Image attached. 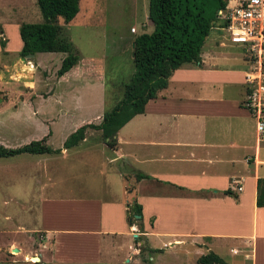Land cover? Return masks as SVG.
<instances>
[{
  "label": "crops",
  "instance_id": "crops-1",
  "mask_svg": "<svg viewBox=\"0 0 264 264\" xmlns=\"http://www.w3.org/2000/svg\"><path fill=\"white\" fill-rule=\"evenodd\" d=\"M143 7L148 33V0ZM30 13L18 0H0L2 39L7 23ZM224 35L215 24L202 44L200 66L173 71L143 113L117 131L114 149L78 147L87 130L75 148L6 169L0 264H165L163 247L174 252L172 264H197L209 253L222 264H264V207L255 206L264 140L242 106L249 63ZM63 57L48 60L60 65ZM80 63L77 58L57 83L75 103L97 92L101 115L105 84L90 80ZM135 173L146 178L135 181ZM134 202L143 233L129 219ZM143 244L151 252L140 256Z\"/></svg>",
  "mask_w": 264,
  "mask_h": 264
},
{
  "label": "rangeland",
  "instance_id": "rangeland-1",
  "mask_svg": "<svg viewBox=\"0 0 264 264\" xmlns=\"http://www.w3.org/2000/svg\"><path fill=\"white\" fill-rule=\"evenodd\" d=\"M18 1L31 13L4 26L3 40L6 46L4 50L0 49V146L14 149L44 137L47 140L50 136L46 145L56 149L80 124L100 123L103 113H97L98 94L95 91L83 96L81 101L76 102L77 106L74 98L71 101L64 94L66 90L57 83L59 78L56 77V71L59 65L54 58L48 60L50 56L60 54H37L29 61H22L14 26L41 23L42 18L34 0H31V11L27 0ZM225 1L226 5L232 2ZM145 2L147 4V0ZM132 4L131 0H81L80 14L76 22L72 20L68 24H61L62 20L58 21L76 51L78 62L86 67L88 78L94 82L101 80L106 84L103 110H109L116 103L121 96L118 83L127 81L132 74V40L140 34H149L152 31L149 22L148 33H145L147 26L143 0H134ZM34 10L37 14H32ZM132 28L135 33L130 32ZM225 39L235 45L226 37ZM95 113L97 114L93 116ZM88 131V136L78 147L88 148L91 143H103L98 133ZM61 147L62 144L57 148L56 154H59ZM93 157L97 160L99 154L94 152ZM34 159L37 156L0 158V216L6 209L1 202L9 191L7 179L2 175H5L6 169L19 168ZM135 233L138 234L137 230ZM21 240L24 241V238ZM162 250L166 254L162 261L172 264L174 261L168 255L174 252L165 247ZM141 264L154 263L142 261Z\"/></svg>",
  "mask_w": 264,
  "mask_h": 264
},
{
  "label": "trees",
  "instance_id": "trees-1",
  "mask_svg": "<svg viewBox=\"0 0 264 264\" xmlns=\"http://www.w3.org/2000/svg\"><path fill=\"white\" fill-rule=\"evenodd\" d=\"M42 18L41 23H22L17 28L21 43L19 54L24 57L36 54H63L56 77L60 78L77 63V54L64 30L59 25L68 24L78 13L79 0H34ZM227 7L225 0H148L147 19L152 25L149 34L136 36L131 45L133 71L127 81H120V98L109 109L104 110L97 125L84 124L70 133L62 148L67 150L83 141L87 130L97 131L108 149L116 145L115 135L135 115L143 113L145 104L155 98L157 92L166 87L173 71L184 66H200V51L205 38L219 21L217 12ZM59 21V22H58ZM0 49L5 48L1 37ZM106 88V84H105ZM46 145V138L30 141L14 149L0 146V158L17 155H53ZM146 178L134 174L135 181ZM255 206L264 207V180L256 182ZM130 209L129 219L140 216V206L135 202ZM139 232L143 233L140 220ZM149 251L144 244L139 255ZM197 264H222L209 253L199 257Z\"/></svg>",
  "mask_w": 264,
  "mask_h": 264
},
{
  "label": "built area",
  "instance_id": "built-area-1",
  "mask_svg": "<svg viewBox=\"0 0 264 264\" xmlns=\"http://www.w3.org/2000/svg\"><path fill=\"white\" fill-rule=\"evenodd\" d=\"M221 31L239 46L249 63L243 75L242 106L255 121L257 137L264 140V0H232L217 12ZM130 32H134L133 29Z\"/></svg>",
  "mask_w": 264,
  "mask_h": 264
},
{
  "label": "water",
  "instance_id": "water-1",
  "mask_svg": "<svg viewBox=\"0 0 264 264\" xmlns=\"http://www.w3.org/2000/svg\"><path fill=\"white\" fill-rule=\"evenodd\" d=\"M32 58H33V55L24 56V57H22V61H27V60L29 61ZM133 219L139 220V216H134Z\"/></svg>",
  "mask_w": 264,
  "mask_h": 264
},
{
  "label": "bare ground",
  "instance_id": "bare-ground-1",
  "mask_svg": "<svg viewBox=\"0 0 264 264\" xmlns=\"http://www.w3.org/2000/svg\"><path fill=\"white\" fill-rule=\"evenodd\" d=\"M33 259H34V261H35V262H37V260H38V257H34Z\"/></svg>",
  "mask_w": 264,
  "mask_h": 264
}]
</instances>
